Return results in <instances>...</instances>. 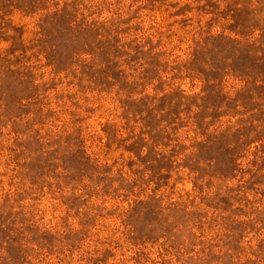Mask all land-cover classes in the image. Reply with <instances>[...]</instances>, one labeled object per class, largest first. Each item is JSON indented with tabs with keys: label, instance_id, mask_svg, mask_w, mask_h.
Wrapping results in <instances>:
<instances>
[{
	"label": "rangeland",
	"instance_id": "rangeland-1",
	"mask_svg": "<svg viewBox=\"0 0 264 264\" xmlns=\"http://www.w3.org/2000/svg\"><path fill=\"white\" fill-rule=\"evenodd\" d=\"M0 264H264V0H0Z\"/></svg>",
	"mask_w": 264,
	"mask_h": 264
}]
</instances>
